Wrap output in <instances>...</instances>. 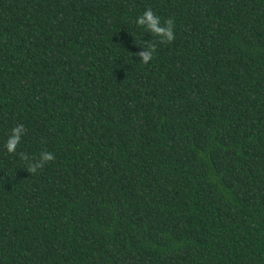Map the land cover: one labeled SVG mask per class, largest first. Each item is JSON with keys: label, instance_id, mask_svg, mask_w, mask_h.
Segmentation results:
<instances>
[{"label": "trees", "instance_id": "trees-1", "mask_svg": "<svg viewBox=\"0 0 264 264\" xmlns=\"http://www.w3.org/2000/svg\"><path fill=\"white\" fill-rule=\"evenodd\" d=\"M0 264H264V0H0Z\"/></svg>", "mask_w": 264, "mask_h": 264}, {"label": "clouds", "instance_id": "clouds-1", "mask_svg": "<svg viewBox=\"0 0 264 264\" xmlns=\"http://www.w3.org/2000/svg\"><path fill=\"white\" fill-rule=\"evenodd\" d=\"M172 21H165V26H160L159 17L153 15L151 10H146L141 16L137 18V24L146 27L152 33L161 37V40H167L171 42L174 39L172 31ZM140 60L147 63L151 59V52L147 49L138 53ZM24 134L23 125H17L11 129V134L8 136L5 142V148L9 153L16 151L17 145L21 142ZM54 157L50 152H43L40 155V159L33 164L27 170L28 172H35L44 162L53 160Z\"/></svg>", "mask_w": 264, "mask_h": 264}]
</instances>
